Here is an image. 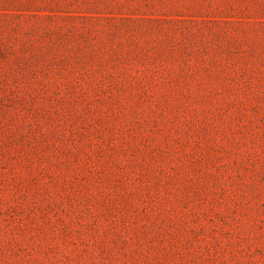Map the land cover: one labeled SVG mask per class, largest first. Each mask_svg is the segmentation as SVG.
I'll list each match as a JSON object with an SVG mask.
<instances>
[{
    "label": "rangeland",
    "instance_id": "374dc122",
    "mask_svg": "<svg viewBox=\"0 0 264 264\" xmlns=\"http://www.w3.org/2000/svg\"><path fill=\"white\" fill-rule=\"evenodd\" d=\"M0 264H264V0H0Z\"/></svg>",
    "mask_w": 264,
    "mask_h": 264
}]
</instances>
